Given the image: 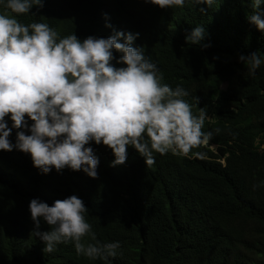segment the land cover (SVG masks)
Returning <instances> with one entry per match:
<instances>
[{"label": "trees", "instance_id": "1", "mask_svg": "<svg viewBox=\"0 0 264 264\" xmlns=\"http://www.w3.org/2000/svg\"><path fill=\"white\" fill-rule=\"evenodd\" d=\"M0 264H264V0H0Z\"/></svg>", "mask_w": 264, "mask_h": 264}, {"label": "rangeland", "instance_id": "2", "mask_svg": "<svg viewBox=\"0 0 264 264\" xmlns=\"http://www.w3.org/2000/svg\"><path fill=\"white\" fill-rule=\"evenodd\" d=\"M121 97V96H120ZM140 100H145L144 104L146 105L148 100H149V96H145L144 98L140 99Z\"/></svg>", "mask_w": 264, "mask_h": 264}, {"label": "clouds", "instance_id": "3", "mask_svg": "<svg viewBox=\"0 0 264 264\" xmlns=\"http://www.w3.org/2000/svg\"><path fill=\"white\" fill-rule=\"evenodd\" d=\"M147 96H149V99H150L151 96H150V95H147ZM141 101L144 102L145 100H141ZM148 101H149V100H148ZM147 104H148V102H147ZM147 104H146V105H147ZM152 105H153V104H150V105H149V107H148V111L151 109V106H152Z\"/></svg>", "mask_w": 264, "mask_h": 264}]
</instances>
